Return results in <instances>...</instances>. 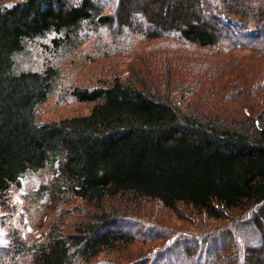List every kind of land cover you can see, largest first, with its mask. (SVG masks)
I'll return each mask as SVG.
<instances>
[{
  "label": "trees",
  "instance_id": "1",
  "mask_svg": "<svg viewBox=\"0 0 264 264\" xmlns=\"http://www.w3.org/2000/svg\"><path fill=\"white\" fill-rule=\"evenodd\" d=\"M106 3L0 0V203L7 204L8 192L27 176L51 172L29 200L80 201L88 210L72 230L54 222L43 238L12 229L0 246V264H92L123 251L135 237L122 228L120 209L107 208L117 199L228 218L238 224L231 232L232 264H264V109L241 117L189 110L113 77L65 90L63 97L92 106L87 115L47 122L35 115L58 89L57 61L74 56L100 28L259 52L264 0H117L111 11ZM35 53L41 64L33 63Z\"/></svg>",
  "mask_w": 264,
  "mask_h": 264
},
{
  "label": "rangeland",
  "instance_id": "2",
  "mask_svg": "<svg viewBox=\"0 0 264 264\" xmlns=\"http://www.w3.org/2000/svg\"><path fill=\"white\" fill-rule=\"evenodd\" d=\"M104 1L110 4L108 11L116 7L117 0ZM114 31L117 28H100L74 56L57 61L62 78L57 91L35 110L39 122L89 114L92 106L63 97L65 90L96 86L113 77L167 95L189 110L241 117L250 109H264V50L230 51L224 44L206 48L168 37L116 36ZM43 60L34 54L35 65ZM51 178V172L30 175L21 188L8 192V203H0V246L8 244L12 229L26 238L39 239L54 222H63L64 229L70 231L87 218V207L80 201L63 205L50 196L39 203L29 200V193ZM107 208L120 209L126 216L122 228L133 233L135 241L123 251L101 255L92 264H214L223 258L222 264L233 263L230 255L237 246L231 232L238 224L228 218L211 219L182 205L172 211L151 200L130 205L117 199ZM237 240L243 249L245 242ZM175 244L188 250L181 252L182 247L177 250Z\"/></svg>",
  "mask_w": 264,
  "mask_h": 264
},
{
  "label": "bare ground",
  "instance_id": "3",
  "mask_svg": "<svg viewBox=\"0 0 264 264\" xmlns=\"http://www.w3.org/2000/svg\"><path fill=\"white\" fill-rule=\"evenodd\" d=\"M229 20V19H228ZM233 27V26H232ZM240 28V27H239ZM246 30V29H245ZM238 35H239V33H238ZM253 38V37H252Z\"/></svg>",
  "mask_w": 264,
  "mask_h": 264
}]
</instances>
